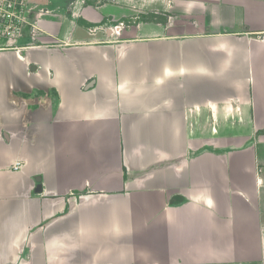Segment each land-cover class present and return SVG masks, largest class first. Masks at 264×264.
<instances>
[{
  "label": "crops",
  "instance_id": "crops-1",
  "mask_svg": "<svg viewBox=\"0 0 264 264\" xmlns=\"http://www.w3.org/2000/svg\"><path fill=\"white\" fill-rule=\"evenodd\" d=\"M55 1L0 38V264H262L264 0Z\"/></svg>",
  "mask_w": 264,
  "mask_h": 264
},
{
  "label": "built area",
  "instance_id": "built-area-1",
  "mask_svg": "<svg viewBox=\"0 0 264 264\" xmlns=\"http://www.w3.org/2000/svg\"><path fill=\"white\" fill-rule=\"evenodd\" d=\"M33 10L31 0H0V38L6 39L7 45H13L26 33L34 43L38 28L36 20L32 17ZM41 12L46 10H40L38 14ZM21 166L19 162L14 164L16 169Z\"/></svg>",
  "mask_w": 264,
  "mask_h": 264
},
{
  "label": "rangeland",
  "instance_id": "rangeland-1",
  "mask_svg": "<svg viewBox=\"0 0 264 264\" xmlns=\"http://www.w3.org/2000/svg\"><path fill=\"white\" fill-rule=\"evenodd\" d=\"M71 2L72 0H57V2L55 1V3L57 4H61V6L63 8H65L66 10H70V7H71ZM128 9H130L129 7H127ZM132 9V8H131ZM132 12H134L133 15H128L127 19L125 18H120V19H116V20H109V21H106L105 23L106 24H109L113 26L114 29H121V28H130L131 26H134V25H137L138 21H139V18L137 17H133L135 14H137V16L141 15V14H146V12H142V11H139V10H133ZM148 12V16L152 17V16H158L159 18H162V17H166V16H162L160 15L159 13H155L154 11H147ZM121 24V25H120ZM215 127V125H214ZM262 190H264V187L262 188ZM264 264V261L263 263Z\"/></svg>",
  "mask_w": 264,
  "mask_h": 264
},
{
  "label": "water",
  "instance_id": "water-1",
  "mask_svg": "<svg viewBox=\"0 0 264 264\" xmlns=\"http://www.w3.org/2000/svg\"><path fill=\"white\" fill-rule=\"evenodd\" d=\"M39 189H40V186H39Z\"/></svg>",
  "mask_w": 264,
  "mask_h": 264
}]
</instances>
